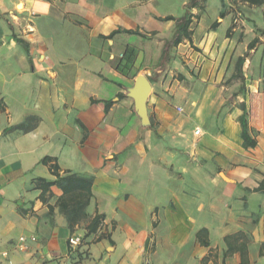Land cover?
Wrapping results in <instances>:
<instances>
[{"label": "crops", "instance_id": "obj_1", "mask_svg": "<svg viewBox=\"0 0 264 264\" xmlns=\"http://www.w3.org/2000/svg\"><path fill=\"white\" fill-rule=\"evenodd\" d=\"M258 1H200L192 40L160 65L175 30L162 19L190 0H0L2 264H264V126L248 121L257 146L246 148L242 111L211 130L212 104L198 101L180 128L171 87L149 79L172 75L182 51L195 65L191 46L220 60L258 54ZM141 76L145 116L131 95ZM71 175L92 179L90 195Z\"/></svg>", "mask_w": 264, "mask_h": 264}, {"label": "rangeland", "instance_id": "obj_2", "mask_svg": "<svg viewBox=\"0 0 264 264\" xmlns=\"http://www.w3.org/2000/svg\"><path fill=\"white\" fill-rule=\"evenodd\" d=\"M212 11L213 7L210 8V15ZM207 21L206 18L201 22L202 30ZM219 33H223V30L221 29ZM191 48H193L191 55L193 53L197 56L195 65L189 62L191 59L187 57V52L182 51L177 56L172 75L165 74L163 77L164 73H154L149 76L152 81H157L161 77L162 83L171 87L172 93H169V97L174 100V114L178 118L180 128H192L193 117L196 115L194 108L198 101H204L202 104L207 106L212 104L207 118V121H211V130L216 129L214 118H222L223 115L236 114L242 111L243 102L247 104L248 121L251 120L253 125L262 128L264 122L261 120L264 118V109L258 108L257 105L258 102L262 103L264 99V47L260 48L258 54L256 52L245 53L248 60L243 66L244 91L241 89L242 80L235 77L237 74L236 58L223 57L220 60L217 55L215 58L211 57V52L204 51L202 47L191 46ZM187 49L190 51V47ZM208 61L213 62V73L208 77H203L201 72L205 68L204 63ZM188 72L189 79L186 78ZM216 130L218 131V125ZM252 132L256 133L255 130ZM202 136L203 130L199 139Z\"/></svg>", "mask_w": 264, "mask_h": 264}, {"label": "trees", "instance_id": "obj_3", "mask_svg": "<svg viewBox=\"0 0 264 264\" xmlns=\"http://www.w3.org/2000/svg\"><path fill=\"white\" fill-rule=\"evenodd\" d=\"M202 0H190V2L186 5V11L185 14L182 17L179 18H175L172 16H167L165 18H163L162 20L165 21H174L175 22V30L171 36V38L167 39L164 43L163 46V50H162V57L160 60V65H164L167 61H169L170 59V50L175 47L178 46L180 43H182L184 40H192V34H193V22H194V14H192L191 9L198 6L199 2ZM251 1L253 3H258V0H248ZM221 15H223V13H221ZM219 24L218 21L214 22L212 24V27H216ZM128 33H135V31L133 30H127ZM264 34V32H263ZM258 39L255 38L254 40H252L249 44H248V49H253V47L256 45ZM247 55L241 56L237 59L236 62V70H237V74L235 75V77H239L242 80V85H241V89L242 91L245 90V76L243 74V65L246 61ZM242 115L239 118V123L241 125V138L244 141V146L247 147H251L254 148L257 146V141L255 138H252V136L250 135V128H249V123H248V108H247V104L245 102H243L242 104ZM264 128V127H263ZM51 158H44L45 162L50 161ZM53 169V172H55V166H51ZM67 181H71V180H75L77 183H79L81 185V187H83L85 189V191L87 192L88 195H90L91 193V185H92V179H86V178H80V177H76V176H67L64 178ZM43 181L46 186L51 185L52 182H47L45 180H41ZM101 222V217L100 216H96L91 224H90V231L95 230L96 227L100 224Z\"/></svg>", "mask_w": 264, "mask_h": 264}, {"label": "water", "instance_id": "obj_4", "mask_svg": "<svg viewBox=\"0 0 264 264\" xmlns=\"http://www.w3.org/2000/svg\"><path fill=\"white\" fill-rule=\"evenodd\" d=\"M151 84L150 81L146 77H139L136 81V85L131 92V95L134 97L136 101V106L139 112L145 116V101L147 98V94L150 90Z\"/></svg>", "mask_w": 264, "mask_h": 264}, {"label": "built area", "instance_id": "obj_5", "mask_svg": "<svg viewBox=\"0 0 264 264\" xmlns=\"http://www.w3.org/2000/svg\"><path fill=\"white\" fill-rule=\"evenodd\" d=\"M179 109L181 110V107ZM201 135H202V129L200 127H196L194 129V136L196 138H199ZM31 240L35 241L36 238L35 237H31ZM20 243H21V247L26 248V238L25 237H21L20 238ZM69 243H70L72 248H77L79 246V244H80L79 240L77 238H75V237H71L69 239ZM7 255H8L7 252H3L2 253L3 257H6ZM0 264H2L1 261H0Z\"/></svg>", "mask_w": 264, "mask_h": 264}]
</instances>
